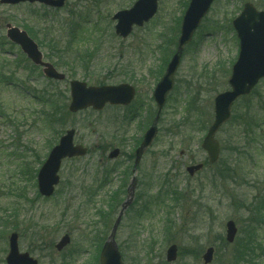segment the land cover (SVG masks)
I'll return each instance as SVG.
<instances>
[{"label": "rangeland", "instance_id": "1", "mask_svg": "<svg viewBox=\"0 0 264 264\" xmlns=\"http://www.w3.org/2000/svg\"><path fill=\"white\" fill-rule=\"evenodd\" d=\"M135 1L66 0L56 10L27 3L0 5V66L5 65L6 76L16 73L18 82L0 86V264H5L12 232L18 234L19 252L28 253L38 264H97L98 247L132 178V164L124 157L131 152L127 145L117 159L108 160L107 155L121 139H132L136 145L150 126L155 111L151 94L163 73L159 68L167 56L165 42L170 38L176 44L189 2L158 0L155 16L121 40L114 34L111 18ZM246 2L264 11V0H215L184 48L157 136L135 173L136 202L118 227L116 241L124 264H203L201 257L209 247L214 248L210 264H243L235 256L248 240L254 249L249 264H264V124L261 129L256 117L255 138L246 139L238 125L245 107L249 103L254 107L255 97L264 95V80L235 103L232 119L216 134L221 149L218 162L193 177L186 173L188 166L206 163L201 143L213 121V99L228 90L238 54L231 22ZM7 24L25 32L24 27L31 28L44 60L55 65L66 81L49 83L7 41ZM55 44L58 50L53 49ZM170 44L169 51L174 49ZM71 80L88 86L126 83L136 88V96L125 109L106 108L99 113L89 109L71 115L67 112ZM42 94H50L58 111L65 108L67 113L52 127L44 120L51 108L43 105ZM136 110L139 114L134 118ZM71 128L76 132L75 144L87 147L89 154L63 161L53 196L42 198L36 173ZM234 146L242 154L234 152ZM224 163L234 170L233 182L214 180ZM114 165L119 168L113 171ZM111 194L113 212L99 220L95 211L106 208ZM257 207H262L260 213ZM229 220L237 228L233 244L225 242ZM64 234L70 244L57 252L54 246ZM173 244L177 259L167 263L166 250Z\"/></svg>", "mask_w": 264, "mask_h": 264}, {"label": "water", "instance_id": "2", "mask_svg": "<svg viewBox=\"0 0 264 264\" xmlns=\"http://www.w3.org/2000/svg\"><path fill=\"white\" fill-rule=\"evenodd\" d=\"M213 1L190 0L184 12L176 52L170 59L165 74L153 92V99L158 108L157 116L153 126L145 132L140 147L135 151V165L139 163L144 150L155 137L159 113L165 104L167 94L173 88L174 76L180 64L183 48L192 40L195 30L208 13ZM26 2L30 4L39 3L50 8L60 9L64 6L65 0H0V4L12 6ZM157 3L158 0H137L129 10L117 12L112 18L113 21H116L115 34L125 39L130 35L134 26L142 27L144 23H147L156 14ZM233 27L239 40V54L228 80L230 90L220 93L214 98V121L208 128L201 144V148L207 153L209 164H214L218 159L220 149L218 142L215 140V135L219 128L228 121L233 103L238 98L248 95L258 81L264 78V12H257L252 5L246 4L240 16L233 21ZM6 28V38L12 44L19 46L21 52L35 66L41 67L42 73L47 79L58 82L64 80L63 74L57 72L52 65L43 61L42 53L25 32L11 25H7ZM69 88L71 100L68 111L72 114L87 108L101 111L106 104L126 106L132 101L134 96L133 88L127 84L87 87L85 83L71 81ZM74 134L75 131L73 129L66 131L58 144L49 152L37 173L38 192L45 198L52 196L54 188L59 182L58 172L62 160L84 157L87 154L86 148L73 144ZM117 155L118 150H113L109 154V159H114ZM202 167L201 164L190 166L186 171L189 176H193ZM127 205L128 203L125 204L119 213L112 233L102 248L99 264H122L113 239L122 212ZM225 229V240L231 244L237 233L234 222H226ZM69 243V236L64 235L55 245L56 251H62ZM176 253V246H170L166 251V261L169 263L174 262ZM213 253V248L206 250L202 256L204 264L212 262ZM5 263L38 264L37 260L31 258L28 253L19 252L18 235L16 233H11L8 237V253L5 257Z\"/></svg>", "mask_w": 264, "mask_h": 264}, {"label": "trees", "instance_id": "3", "mask_svg": "<svg viewBox=\"0 0 264 264\" xmlns=\"http://www.w3.org/2000/svg\"><path fill=\"white\" fill-rule=\"evenodd\" d=\"M24 29L27 31L28 35L34 41L38 40V37L36 36V34H34V32L31 28H29L27 26V27H24ZM165 43H167V47H165L164 52L167 56L162 61V65L159 68V73H161L163 71V68L167 64L168 57L173 54V52L175 51V48H176V44L174 43V39H173V42L171 43V39L169 38V42H165ZM170 43L173 44L174 49L169 51L168 46ZM171 44H170V48H171ZM53 47H54L53 48L54 50H58V48H59L56 44ZM0 69H1L0 70V86L1 85L2 86H8L9 83L10 84L11 83H18L16 80H14V78L16 77V73L7 74V76H6V73L4 72V69H5L4 64H2L0 66ZM19 84H21V83H19ZM17 87H18V85H17ZM39 98H41V101L45 107L48 104L50 105L51 113L47 112V114L44 118L45 122L49 124V127H52V124H55V121L60 122L62 120L63 113L67 114L65 108L63 109V113H60L58 111L57 108L59 106L55 105L53 103L52 97L50 94L49 95L42 94L41 96H39ZM66 99L67 98H65V101H66ZM244 99H246V98H242V100H244ZM255 99H256L255 106L252 107L249 103L248 106L245 107V109L241 112L242 115L238 118V120L241 122V124L239 122L238 125H241L240 128H241L243 137L245 139H246V137L255 138L253 130L257 124L255 122L256 117H257V121H260L259 124H257V125L261 126V129H262V126L264 124V95L262 96L259 94L258 96L255 97ZM51 102L53 103V105L51 104ZM259 116H262V118H259ZM247 126L249 127L248 130H246ZM262 131L263 130H260V133ZM250 134H252V136H250ZM258 134H259V132H258ZM233 151L237 152V154H239V155L242 154L239 151V149L236 148V146L233 147ZM230 166L231 165L228 166L225 163L222 164V167L220 168V170H218V172L214 176L215 182L216 181H224L225 182V180H227L229 182L234 181V178H233V176L235 175L234 170L232 168H230ZM111 173L112 172H109V175H111ZM98 188H101V186H99ZM111 195L107 196V198H106V202H105L106 208L102 209V210L98 208L99 210L97 209L95 211V215L97 216V218L99 220H103L108 215V213L110 216V213L113 212V209L111 210V208H112V204L114 203V197H113V194H111ZM261 208L262 207H260V208L257 207L258 213H260ZM252 221H255V223H256V220H252ZM248 241H249L248 244L244 243L243 244L244 246L241 247L240 252L237 254V256H235V258L241 257V259H242L241 261L243 264H249V262H251V259L253 258V254H251L252 252L254 253L253 244H252L253 241H251V240H248ZM121 252H122V248H121Z\"/></svg>", "mask_w": 264, "mask_h": 264}, {"label": "flooded vegetation", "instance_id": "4", "mask_svg": "<svg viewBox=\"0 0 264 264\" xmlns=\"http://www.w3.org/2000/svg\"><path fill=\"white\" fill-rule=\"evenodd\" d=\"M118 108H120V107H116V109H118ZM128 143H130V144H128ZM132 143H133V140L131 139H127V141H126V144H128V145H132ZM139 145V144H138ZM119 147V149H120V154H121V149H123V145H119L118 146ZM138 147V146H137ZM125 157V156H124ZM128 163H129V161H127ZM132 168H133V159H132ZM131 172H132V170H131Z\"/></svg>", "mask_w": 264, "mask_h": 264}]
</instances>
